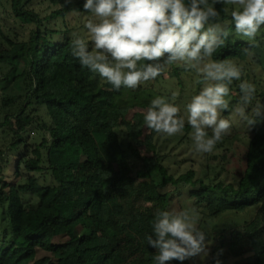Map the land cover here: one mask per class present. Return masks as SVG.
Masks as SVG:
<instances>
[{
	"label": "trees",
	"instance_id": "trees-1",
	"mask_svg": "<svg viewBox=\"0 0 264 264\" xmlns=\"http://www.w3.org/2000/svg\"><path fill=\"white\" fill-rule=\"evenodd\" d=\"M84 2L62 4L40 17L24 6V0H0V11L9 10V16L28 19L33 25L27 38L19 40L3 31L0 18V54L6 53L0 61V129L9 136L11 150L25 142L23 134L29 126L46 131L48 138L42 137L30 149L31 158L18 157L15 168L22 165L27 173L46 170L51 179L39 182L28 175L15 183L13 196L9 184L0 178V264H154L156 250L148 245L147 236L153 232L157 211L168 210L169 196L154 183L151 172L161 175V185L189 184L198 201L220 192L215 213L257 207L253 222L263 249L260 256L253 254L242 264H264V121L251 127L236 187L212 186L193 179L192 172L173 178L152 146L149 154L135 150L132 132L138 122L132 120L125 122L127 149L136 163L124 151L107 160L102 148L120 145L118 120L124 122V118L117 114V107L125 95L135 100L137 91L116 90L83 67L72 55L76 31L45 25L64 20L73 9L83 11ZM247 46L246 38L230 35L212 59L244 60ZM262 50L264 41L254 49L253 58L260 65ZM172 73L177 75L175 70ZM48 89L50 95L40 102L37 94ZM256 99L264 103V86ZM38 105L50 110V122L32 114ZM184 130L191 128L186 124ZM8 162L0 148V169ZM68 182L71 190L66 195L62 189Z\"/></svg>",
	"mask_w": 264,
	"mask_h": 264
},
{
	"label": "clouds",
	"instance_id": "clouds-1",
	"mask_svg": "<svg viewBox=\"0 0 264 264\" xmlns=\"http://www.w3.org/2000/svg\"><path fill=\"white\" fill-rule=\"evenodd\" d=\"M83 11L92 14L85 24L91 45L77 36L72 55L114 89H136L166 75L172 65L200 77V90L184 105L183 114L176 92L152 99L143 114L148 129L171 137L182 133L187 123L194 151L206 154L231 134L236 118L247 129L264 121V103L256 99V84L242 79L243 65L212 59L230 35L246 38L243 52L255 56L254 49L264 41V0H85ZM72 14L80 15V10ZM234 81H240L239 96L232 104ZM197 222L195 209L157 211L147 236L156 250L154 264L207 256L211 241Z\"/></svg>",
	"mask_w": 264,
	"mask_h": 264
},
{
	"label": "rangeland",
	"instance_id": "rangeland-1",
	"mask_svg": "<svg viewBox=\"0 0 264 264\" xmlns=\"http://www.w3.org/2000/svg\"><path fill=\"white\" fill-rule=\"evenodd\" d=\"M66 0H59L53 3L51 0H24V6L40 17L47 16L52 10L64 5H70ZM64 2V3H63ZM9 10L0 11L1 24L3 31L8 30L11 35H15L19 40H25L28 31L32 28V24L28 19H14L9 16ZM226 19L230 17L226 13H221ZM92 17L89 12L80 11V15H73L69 12L64 20L57 19L45 23L47 28H63L67 26L72 31H76L77 36L84 37L89 45L91 41L85 24ZM56 25V27H55ZM264 29V28H262ZM75 34V35H76ZM262 34V33H261ZM259 40L260 37H257ZM247 40V39H246ZM263 42V41H262ZM261 49V48H260ZM263 49V46H262ZM263 51V50H262ZM6 53L0 54V61L5 57ZM264 59V51L263 58ZM238 64L244 67L242 79H246L255 83L257 93L264 86V62L263 67L259 64L256 58L246 57L244 60H235ZM177 72L176 76L173 71ZM103 81V78H101ZM200 77L195 71L185 70L182 65H172L166 75L157 77L154 81H149L137 87L138 97L132 100L130 95H125L123 101L117 107V114H121L124 122L118 120V137L120 145L105 146L102 152L107 160H114L120 154V151L126 152L130 160L135 162V158L127 149V143L130 140L127 136V127L125 122H138V126L133 129L135 135L134 148L139 155L149 154L148 148L152 146L155 155L162 159V163L173 178H177L186 172H192L193 179H201L212 186L220 184L222 188L232 185L236 187V183L241 176L245 165V153L248 142L252 136L251 128L247 129L245 122L236 118L233 122L231 134L223 138L222 142L218 143L211 153L200 154L194 151L193 143L190 139L189 132L183 130L182 133L175 136H167L156 132L151 133V130L146 127L143 121V114L150 105L152 99L157 96L170 97L173 92L178 93L176 103L181 105V113L185 109L184 105L190 100L191 96L198 93L201 85L197 83ZM240 81L233 82L232 91L230 94V102L235 104L238 100L239 90L238 84ZM38 99L43 102L50 95V90L39 93ZM255 103V101H254ZM33 115L40 117L41 121L50 122L51 112L43 105L35 107ZM114 112V113H116ZM114 113H112L114 115ZM223 115H229L225 112ZM38 119V121H40ZM40 124V122H39ZM187 124V123H186ZM138 132V134H137ZM25 142L15 149H8L9 136L5 131L0 129V148L3 150L4 156L9 160L7 167L0 169V178L9 184V194L15 195L14 185L19 180L25 179L28 175L36 176L41 182L44 178L50 181L46 170L42 173H27L22 165L15 168L16 159L20 156L31 158L30 149L35 147L41 141L42 137L48 138L46 131L40 128H35L31 125L23 134ZM132 141V140H131ZM25 146L27 150L25 151ZM121 149V150H120ZM123 152V153H124ZM151 177L157 185L161 186V191L169 196L168 210L170 209H195L198 214L197 226L207 234V240L211 241L208 248V255H198L188 259L189 264H216L219 259L220 264H242L246 262L253 254L260 256L262 252L261 238L258 230L253 222V217L257 211V207H244L237 210H226L215 213L216 199L219 193L211 196L205 201H198L191 191L195 188L189 184L173 185L170 182L162 184V177L157 172H151ZM22 188V187H20ZM71 190V183H66L62 192L68 195ZM147 205V204H146ZM69 232V230L64 231Z\"/></svg>",
	"mask_w": 264,
	"mask_h": 264
}]
</instances>
